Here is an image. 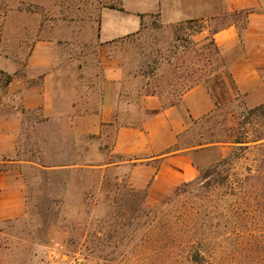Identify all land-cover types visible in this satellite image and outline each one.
<instances>
[{
    "label": "rangeland",
    "instance_id": "rangeland-1",
    "mask_svg": "<svg viewBox=\"0 0 264 264\" xmlns=\"http://www.w3.org/2000/svg\"><path fill=\"white\" fill-rule=\"evenodd\" d=\"M100 7L99 0H70L56 18L65 29L85 31L81 41L72 40L75 47L69 52L78 55L77 46L82 44L93 58L81 75L95 79L80 84L94 86V110L100 105L103 83L96 41L85 39H90L91 24L95 32ZM230 20L223 14L208 24L217 29ZM206 25L199 20L165 25L150 16L139 35L125 40L119 51L126 74V124L140 123L144 117L139 109L143 95L157 94L170 105L191 87L209 81L220 103L210 115L190 122L179 148L228 138L239 113L249 106L243 95L232 97L214 83L228 64L212 34L200 33ZM23 33H3L0 49L1 41L23 40ZM240 48L237 45L236 54ZM2 50L6 51L5 45ZM21 51L28 49L18 50L20 55ZM8 77L0 72V102ZM19 110L28 126L19 155L31 160L15 164L24 184L26 209L20 217L0 220V264H196L191 261L196 250L206 257L205 264H264V222L238 216L232 197L221 188L182 183L169 196L154 200L147 189L132 185L130 163H117L125 158L113 151L116 126L75 136L69 129H55L50 120L37 134L31 126L35 114ZM232 148L219 143L195 153L194 159L200 169ZM0 168L7 164L1 162Z\"/></svg>",
    "mask_w": 264,
    "mask_h": 264
},
{
    "label": "crops",
    "instance_id": "crops-1",
    "mask_svg": "<svg viewBox=\"0 0 264 264\" xmlns=\"http://www.w3.org/2000/svg\"><path fill=\"white\" fill-rule=\"evenodd\" d=\"M69 1L0 0V38L3 33L24 32L23 40L1 41L0 72L9 77L5 98L0 102V163L7 164L6 169L0 168V220L20 217L26 209L24 184L15 164L31 160L19 155L21 136L28 127L19 107L35 114L31 126L37 134L50 120L55 129H69L75 136L97 134L104 127L116 126L113 151L125 158L117 163H130L132 185L147 189L154 200L169 196L180 184L198 176L194 154L219 143L179 148V140L190 122L210 115L218 107L220 102L210 84H196L183 93L179 102L170 105L157 94H145L139 103L144 117L140 123L126 124V74L119 49L128 37L141 33L150 16L158 17L165 25L187 20L206 23L200 33L212 34L234 79L225 91L232 97L243 95L249 107L264 102V0H99L95 32L91 24L90 39H85L96 41L101 68L98 110L93 108L94 86L80 84L95 79L81 75L93 58L82 44L77 46L78 55L69 52L75 47L72 40L85 38L84 30L79 28L75 33V28L65 29L56 20ZM237 13L244 16L238 18ZM223 14H229L231 20L211 29L208 22ZM237 45L241 50L236 54ZM26 48L28 51L20 55L18 50ZM68 81L76 84L67 86Z\"/></svg>",
    "mask_w": 264,
    "mask_h": 264
},
{
    "label": "trees",
    "instance_id": "trees-1",
    "mask_svg": "<svg viewBox=\"0 0 264 264\" xmlns=\"http://www.w3.org/2000/svg\"><path fill=\"white\" fill-rule=\"evenodd\" d=\"M249 12L250 10L247 11ZM191 21L193 20L186 22ZM229 82L233 84L234 79L228 68L214 80V83L223 88ZM204 83L210 84L209 81ZM228 131L227 139L187 146L193 148L213 143H229L233 148L217 161L201 167L195 179L183 184H196L206 189L219 187L224 195L232 197L231 206L238 216L264 222V102L244 107L237 117L236 125ZM205 260L206 257L200 250L191 254V261L196 264H205Z\"/></svg>",
    "mask_w": 264,
    "mask_h": 264
}]
</instances>
